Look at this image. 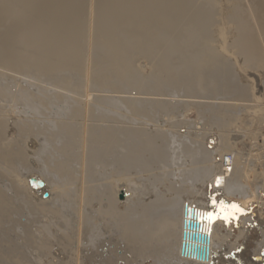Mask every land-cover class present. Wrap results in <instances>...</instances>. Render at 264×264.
<instances>
[{
    "label": "bare ground",
    "instance_id": "6f19581e",
    "mask_svg": "<svg viewBox=\"0 0 264 264\" xmlns=\"http://www.w3.org/2000/svg\"><path fill=\"white\" fill-rule=\"evenodd\" d=\"M240 2L0 0V70L48 77L63 92L82 94L70 98L65 111L52 108L48 122L29 118L49 116L44 107L64 93L44 92L36 104L22 93L32 112H15L14 123L0 111V234L5 242L13 234L24 241L1 248L0 264H159L151 261L152 253L166 257L167 264H264V219L249 212L250 194L241 183L244 154L233 149L229 135L220 136L227 153L219 150L217 133L206 129L197 141L188 121L192 107H201L202 117L222 131L238 122L264 126V96L256 98L250 85L264 88V79L255 75L245 82L235 68L242 62L253 73L264 70V0ZM220 10L237 32L232 55L215 51L208 38ZM139 56L154 66L149 76L136 68ZM230 59L236 60L233 66ZM86 67L90 82L72 86L67 76ZM4 94L0 86V101ZM16 95L20 91L10 98ZM180 110V121L159 119ZM245 111L258 116L238 118ZM184 124L187 132L174 129ZM15 158L23 164L8 170L4 161ZM4 170L9 189L3 186ZM202 176L213 179L205 191L195 188ZM31 179L44 187H33ZM54 187H69L83 236L68 234L67 242L56 245L27 244L31 223L14 214L12 201L28 204V218L42 215L48 205L67 199L65 193L55 197ZM186 208L210 238L208 259L183 254L184 242L206 247L184 239L185 232L191 235L185 222L192 220ZM134 251L145 258L130 256Z\"/></svg>",
    "mask_w": 264,
    "mask_h": 264
},
{
    "label": "rangeland",
    "instance_id": "374dc122",
    "mask_svg": "<svg viewBox=\"0 0 264 264\" xmlns=\"http://www.w3.org/2000/svg\"><path fill=\"white\" fill-rule=\"evenodd\" d=\"M220 1V0H218ZM223 1V0H221ZM231 2L234 1L236 3L237 1L240 2L241 0H230ZM241 3V2H240ZM89 4V0H88ZM221 4V3H220ZM223 7V6H222ZM221 8V7H220ZM222 9V8H221ZM220 20L214 25L211 34L208 35V38L213 43L214 50L219 53L224 54H233L234 49L231 47L232 41H233V35L234 33H237L235 30V25L231 21H226L223 16V12L220 10ZM242 14H247L245 12H241ZM234 27V28H233ZM259 41V40H258ZM255 41V44H258L259 42ZM225 45H228L227 51H223V48ZM232 52V53H231ZM236 59L235 57H233ZM242 61V59L240 58ZM233 60H228V63L233 66ZM237 64L236 70L239 73V76L244 79L245 82H247L248 78H251L252 76H257L258 81L261 82L262 79H264V70H256L253 73L254 69L247 68L251 67L250 64H245L242 62H235ZM2 67V66H0ZM152 67H154L150 60L145 58L144 56H139L136 60V68L139 69L142 73V76H149L152 72ZM245 68V71H244ZM90 79V71L88 68H85V72L78 74L73 73L67 76L68 82L72 84V86H76V84H82V86H85V84ZM240 79V78H239ZM90 82V81H89ZM252 86L254 95L256 98H262L264 96V88L262 86L257 87L254 83H250ZM0 86L4 89V98L0 101V111L2 113H5L6 116L10 118V123H14V116L15 112H25L22 113L26 116L31 115L32 110L29 108L26 102L21 98L22 93H28L33 98V103L36 104L38 102V99L42 97V94L45 92L49 96H51L54 92L58 93H64V96L61 97L59 101H52V103H47V105L44 108H47L48 115H38L34 116L31 115V118L29 120L32 122L37 121L39 123L40 121H52V113H55L54 110H51L52 108H64L63 111L66 110L70 106V98H77V96H82L80 92L74 91V90H67L65 89V92H63L62 88H59L53 80H51L48 77H41L39 75H35L32 73H23V72H14L12 70L3 69L0 70ZM16 91H20V96L17 98L18 93L15 98H10V95L12 93H15ZM129 91V90H128ZM132 94V97H139L136 95L137 92L134 90L129 91ZM11 93V94H10ZM210 96V95H209ZM212 96V95H211ZM208 97V96H206ZM163 98V97H162ZM209 98V97H208ZM206 100V99H204ZM209 101V100H208ZM206 101V102H208ZM68 102L69 104H67ZM199 102V101H197ZM193 109L189 112V118L188 121H192L193 124L191 126V136L192 138L198 140H202L201 135L204 132L207 133H217V139L219 150L222 152L227 153L228 148L223 146L220 141L221 135H229L231 138L232 146L234 150L241 151L244 154L245 158V167H246V173L244 174V177H242L241 183L245 187V191L250 194L248 199H246L245 203L247 204V207L250 209L249 212L253 213L254 219L258 217L259 219H264V126L260 121L256 123L249 122L251 124L249 125H242L241 122H238L236 125L230 127L226 131H222L221 127L217 124H214L213 122L209 123L206 118H203V109L200 107V109L196 107H192ZM29 114H27V113ZM69 112V110H68ZM183 110L176 111L174 113L168 112V113H161L159 114V119H168L171 116L175 117V120L182 119L181 115ZM246 114L251 116H258L257 112L255 111H245L240 114H238V118L242 119L246 117ZM21 115V114H20ZM19 115V116H20ZM59 116H56L55 118H58ZM60 119H64V121H67V118L61 116ZM179 118V119H178ZM22 119V117H21ZM251 119V118H250ZM214 121V118L211 119ZM59 121L58 119H54V122ZM180 121V120H179ZM188 126L182 125V129L174 128L177 131L184 130V132H187ZM180 134L182 138H184L187 134L186 133ZM80 140L75 139L74 142L79 143ZM195 141V140H194ZM21 144V143H20ZM198 145V144H197ZM231 146V147H232ZM192 150H196V148H191ZM19 152H16L14 155H17ZM185 157V156H184ZM187 159V158H184ZM7 163L4 161V164L8 167L16 166L17 164L21 163L16 158L13 159V162ZM23 164V163H21ZM3 165L2 167L5 168L6 166ZM25 165V163H24ZM36 167H34L35 169ZM145 179V176L144 178ZM10 177L8 176V173L4 170L3 171V186L4 188H8L11 185ZM144 182V181H142ZM213 182V179L211 176H202L199 178V181L196 184V189H199L201 191H205L208 184H211ZM159 186V187H158ZM157 188L161 189V186L158 185ZM140 187H144L143 185H140ZM152 187V186H151ZM54 193L55 197L60 194L65 193V197L67 198L62 204H50L47 206V210L45 214H38L34 215L33 217L30 216V218L27 217V208L28 205L23 200H15L12 201L13 206L15 208V212L19 213L21 216V219L25 221V219H29V239L25 241L27 244H61L68 241V234H71L74 236V238L80 239L82 238V232L79 229L78 222H77V207L76 204H74V198H68V196H71V193H68L69 187H66L65 189L54 187ZM223 188V185H222ZM48 193V192H46ZM166 195H168L166 193ZM225 195V194H224ZM223 195V196H224ZM243 195V194H242ZM242 195H239V193H235V196L241 197ZM221 195V197L223 198ZM232 196L228 197L231 198ZM167 199L170 197L167 196ZM39 203V202H38ZM56 208V212H53V209ZM15 228H18L15 226ZM257 228V227H256ZM264 228V227H263ZM18 231V230H17ZM9 233V232H8ZM13 234V233H12ZM7 242V243H6ZM5 242L2 235L0 234V249H7L11 248V245L20 244L24 242L21 237L18 238L14 234L12 235L11 241L8 242V240ZM139 249L141 245L137 246ZM135 253L130 254V256H136L137 254L138 259L145 258L144 256L140 255V251H134ZM154 256H151V261H158L159 264H167L166 257L152 253ZM152 262V263H153Z\"/></svg>",
    "mask_w": 264,
    "mask_h": 264
},
{
    "label": "water",
    "instance_id": "95a60500",
    "mask_svg": "<svg viewBox=\"0 0 264 264\" xmlns=\"http://www.w3.org/2000/svg\"><path fill=\"white\" fill-rule=\"evenodd\" d=\"M30 184L33 187L43 188L44 183L40 180L31 179ZM49 194L45 193L44 198H48ZM190 217L192 220L189 222H185V227H187L191 231V235H187L185 232L184 239H192L193 241H198L202 244H204L206 247L203 249H198L197 247H191L189 244H186L184 242L183 244V254L185 255H194L196 257H199L201 259H208L209 257V244H210V238L207 235H204L202 233V225L197 220V215L193 211H189L187 208L185 210V217ZM205 220V218H204Z\"/></svg>",
    "mask_w": 264,
    "mask_h": 264
},
{
    "label": "snow or ice",
    "instance_id": "6c2138e0",
    "mask_svg": "<svg viewBox=\"0 0 264 264\" xmlns=\"http://www.w3.org/2000/svg\"><path fill=\"white\" fill-rule=\"evenodd\" d=\"M232 207V209H234V210H236V211H241L239 208H238V206L237 205H232L231 206ZM225 219H228V216L227 215H225V217H224Z\"/></svg>",
    "mask_w": 264,
    "mask_h": 264
}]
</instances>
